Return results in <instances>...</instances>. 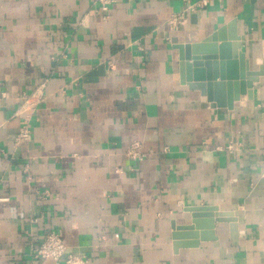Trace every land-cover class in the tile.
Wrapping results in <instances>:
<instances>
[{
	"label": "crops",
	"instance_id": "0c3cea01",
	"mask_svg": "<svg viewBox=\"0 0 264 264\" xmlns=\"http://www.w3.org/2000/svg\"><path fill=\"white\" fill-rule=\"evenodd\" d=\"M95 10L92 0H0V264H63L33 256L49 232L88 264H264V0ZM173 15L182 23L171 30ZM222 29L239 38L236 77L245 67L256 78L231 110L189 88L207 83L195 69L187 81L176 49ZM222 62L225 86L211 97L226 104ZM42 83L17 141L21 97ZM135 141L141 161L125 155ZM193 207L231 213L236 239L215 222L213 241L195 230L173 241Z\"/></svg>",
	"mask_w": 264,
	"mask_h": 264
},
{
	"label": "water",
	"instance_id": "95a60500",
	"mask_svg": "<svg viewBox=\"0 0 264 264\" xmlns=\"http://www.w3.org/2000/svg\"><path fill=\"white\" fill-rule=\"evenodd\" d=\"M231 24L230 26H232ZM224 30H218L213 33L207 40H205L201 44L196 45H187V46H177L176 49L179 52V60H180V71L186 72L187 81H192L190 74L192 73V69H195L193 72L194 82L202 83L203 80L206 81L207 84H195L193 86H189L191 90L196 89L200 90L203 95H206L207 100L213 101L218 108H226L231 110L233 108V104L239 100L240 95H247L250 97V92H245L246 90L251 89L252 82L256 81L253 74L248 72L249 74H244L243 70L241 72L240 77H236L235 75V60H240V63L243 62V54H238L237 50L241 48L240 44L237 42L239 38L236 35H231L228 40H226L223 36ZM234 42L233 44L227 43ZM217 42L220 44L217 45ZM230 49H232L233 53H231ZM193 56V57H192ZM226 60L227 67V80L229 81L226 86L230 88L234 87V96L232 99H229L228 103H223L220 99H215L211 97V91L214 89L215 93L218 90H222L225 86L223 84V62ZM217 61L220 62L219 68L220 72H217ZM231 61V62H230ZM204 67L206 70V78L203 79V72L196 70L197 68ZM220 75V82H216ZM240 80L237 84L236 81ZM230 81H233L230 84ZM240 87V92H237V88ZM205 93V94H204ZM217 97V96H216ZM190 213V226L189 228H181L175 229L173 234V241L179 239V231L186 230H195L200 231L199 238L201 241H213L216 238L212 236V232L214 230L215 222H229L230 230L233 237L236 239L237 234V226L235 224V220L233 215L229 212L227 213H218L217 209L214 207H193L187 210ZM217 213V214H216ZM177 244H174V247H177Z\"/></svg>",
	"mask_w": 264,
	"mask_h": 264
},
{
	"label": "built area",
	"instance_id": "2783aa9c",
	"mask_svg": "<svg viewBox=\"0 0 264 264\" xmlns=\"http://www.w3.org/2000/svg\"><path fill=\"white\" fill-rule=\"evenodd\" d=\"M96 6V13H102L103 15L109 12L111 6L115 3V0H92ZM104 18H107L104 15ZM182 23L181 15H173L167 22L169 29H175ZM45 83L39 85L32 93L23 94L21 97V105L19 107L18 115L23 119V124L18 130L16 137L17 141H24L28 139L29 127L28 123L31 116L34 114L37 106L44 100ZM232 149L231 146L228 150ZM126 158L129 160L141 161L145 154L142 150V144L140 142H132L126 149ZM34 258L43 260H52L55 263L63 264H88V260L81 255H76L68 251V248L64 244L61 237L53 232H49L45 235L44 239L36 246L32 248Z\"/></svg>",
	"mask_w": 264,
	"mask_h": 264
}]
</instances>
